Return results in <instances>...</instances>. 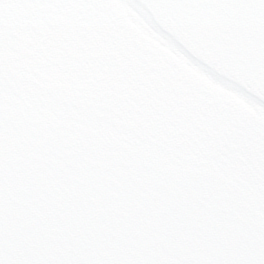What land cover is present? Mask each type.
I'll return each instance as SVG.
<instances>
[{
	"label": "water",
	"instance_id": "water-1",
	"mask_svg": "<svg viewBox=\"0 0 264 264\" xmlns=\"http://www.w3.org/2000/svg\"><path fill=\"white\" fill-rule=\"evenodd\" d=\"M125 1L264 105V0ZM116 14L111 0H0V264H264L253 189L146 133L151 99L198 136L242 117L175 96L184 78L144 66L150 48Z\"/></svg>",
	"mask_w": 264,
	"mask_h": 264
},
{
	"label": "bare ground",
	"instance_id": "bare-ground-1",
	"mask_svg": "<svg viewBox=\"0 0 264 264\" xmlns=\"http://www.w3.org/2000/svg\"><path fill=\"white\" fill-rule=\"evenodd\" d=\"M115 2L119 5L121 10L129 17L130 21L134 23L139 29H141L143 36L148 37L151 39L154 43L157 44L158 47L155 48V46L150 47L151 51L157 50L158 53H161L158 49L159 47L162 48V51L165 52V54L170 55L172 57V60L166 62V64H158L157 67L159 68H165L167 67H175L178 71H183V68L187 69L191 75L194 77H189L188 79H185V83L187 85V88L192 87H199L202 83H204L209 88L204 92L205 97H212V92L216 91L221 96L226 97V99L230 100L231 102H236L239 107H241V115L240 118V124L243 125L245 128L250 127L251 129H255L258 131L259 129L257 126H261L262 123H264V107L254 102L252 99L248 98L247 96L243 95L242 93L235 91L231 87H228L215 79H213L210 75L205 73L202 69H200L197 65L192 63L187 57H185L173 44H171L166 38H164L162 35L158 34L153 28L137 13L134 11L126 2L123 0H115ZM144 52H147L148 49L143 48ZM149 52V53H150ZM147 54H144L143 56H146ZM171 65V66H169ZM196 76V77H195ZM163 88H166V91L169 92L171 88L165 84L160 85ZM204 91V90H203ZM187 93V91H185ZM248 119V120H247ZM264 129V126L262 127ZM262 133L264 135V130H262ZM258 138V137H257ZM193 143L195 142L194 139H190ZM261 140H264V138H261ZM204 141L197 140V145L200 147L202 146V143ZM196 145V146H197ZM223 156V155H222ZM257 178L254 179V183L256 186L261 188L258 181H256Z\"/></svg>",
	"mask_w": 264,
	"mask_h": 264
},
{
	"label": "rangeland",
	"instance_id": "rangeland-1",
	"mask_svg": "<svg viewBox=\"0 0 264 264\" xmlns=\"http://www.w3.org/2000/svg\"><path fill=\"white\" fill-rule=\"evenodd\" d=\"M258 167V166H257ZM259 169V168H258Z\"/></svg>",
	"mask_w": 264,
	"mask_h": 264
}]
</instances>
